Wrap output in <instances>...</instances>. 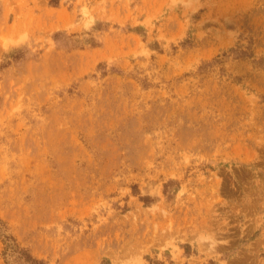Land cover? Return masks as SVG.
Masks as SVG:
<instances>
[{
    "label": "rangeland",
    "instance_id": "1",
    "mask_svg": "<svg viewBox=\"0 0 264 264\" xmlns=\"http://www.w3.org/2000/svg\"><path fill=\"white\" fill-rule=\"evenodd\" d=\"M0 219L40 264H264V0H0Z\"/></svg>",
    "mask_w": 264,
    "mask_h": 264
},
{
    "label": "trees",
    "instance_id": "2",
    "mask_svg": "<svg viewBox=\"0 0 264 264\" xmlns=\"http://www.w3.org/2000/svg\"><path fill=\"white\" fill-rule=\"evenodd\" d=\"M0 240L3 243V257L6 264H10V258L23 260L28 264H40L27 251L18 246L14 237L8 232L6 224L0 219Z\"/></svg>",
    "mask_w": 264,
    "mask_h": 264
}]
</instances>
